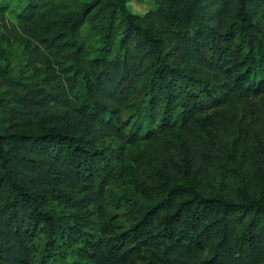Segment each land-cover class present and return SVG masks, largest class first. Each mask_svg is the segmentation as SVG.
Masks as SVG:
<instances>
[{"label": "trees", "instance_id": "obj_1", "mask_svg": "<svg viewBox=\"0 0 264 264\" xmlns=\"http://www.w3.org/2000/svg\"><path fill=\"white\" fill-rule=\"evenodd\" d=\"M153 1L141 16L128 0H0L1 14L15 13L14 34L35 33L68 85L30 86L0 60V264H29L40 232L38 264H55L65 238L84 239L83 257L106 264L111 216L99 198L97 143L182 137L189 172L212 155L209 136L238 98L264 93V0ZM167 173L156 171L158 195L147 205L135 199V221L116 240L136 239L167 264L204 252L205 264H264L262 200L208 195L194 177ZM92 224L96 239L86 235ZM121 241L114 264L128 260Z\"/></svg>", "mask_w": 264, "mask_h": 264}, {"label": "rangeland", "instance_id": "obj_2", "mask_svg": "<svg viewBox=\"0 0 264 264\" xmlns=\"http://www.w3.org/2000/svg\"><path fill=\"white\" fill-rule=\"evenodd\" d=\"M9 1L17 4L22 0ZM127 4L133 13L141 16L155 6L153 0H128ZM12 21L17 22L14 12L6 10L0 13V60L8 63L7 70L12 78L45 89L50 82V86L59 83L58 89L55 90L61 88L66 91L68 85L59 70L54 52L35 33H27L21 28L20 34H14ZM5 89L6 87H1L0 91ZM63 95H66V92ZM67 95L70 93L67 92ZM132 110L126 109L124 115H128ZM230 113H227L229 118L226 126L218 125L209 136L212 155L202 156L196 167L189 172L185 166L182 137L177 139L166 135L152 143L141 137L138 142L124 146L117 135H107L97 143L104 155L102 161L105 162L104 166L99 167L102 183L99 198L103 209L110 212L111 216L107 234L102 233L105 244L101 256H108L106 264H114L117 261L112 245L114 241L121 240H116V234L130 227L135 221V199L138 198L141 203L147 205L153 203L151 200L158 195L152 187L156 184L153 177L159 169L165 170L167 175L175 176L179 181L183 178L192 181L194 177L199 189L208 195L222 194L232 200L256 197L264 202V93L239 97ZM166 163L174 170L170 171ZM185 172L187 174L182 177ZM55 206L58 211L63 212L62 205ZM90 207L88 217L98 219V206ZM86 228V235L96 239L93 232L100 233L98 225L92 224ZM43 242V232L30 242L29 264H38L37 259ZM61 242L64 253L57 257L55 264H93L80 252L88 243L84 239L65 238ZM119 245L130 250L128 260L121 264H167L162 261V257L153 254L147 245L139 244L136 239L125 238ZM209 254L204 252L195 261L179 258L173 262L205 264L203 259ZM48 264H51V260Z\"/></svg>", "mask_w": 264, "mask_h": 264}]
</instances>
